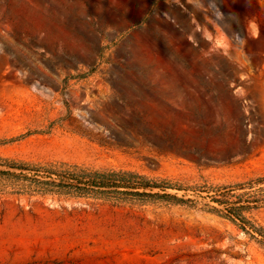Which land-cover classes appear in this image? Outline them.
Segmentation results:
<instances>
[{
  "label": "rangeland",
  "instance_id": "374dc122",
  "mask_svg": "<svg viewBox=\"0 0 264 264\" xmlns=\"http://www.w3.org/2000/svg\"><path fill=\"white\" fill-rule=\"evenodd\" d=\"M0 156L133 170L188 199L0 174V264H264L210 210L256 199L243 212L264 227V0H0Z\"/></svg>",
  "mask_w": 264,
  "mask_h": 264
},
{
  "label": "trees",
  "instance_id": "16d2710c",
  "mask_svg": "<svg viewBox=\"0 0 264 264\" xmlns=\"http://www.w3.org/2000/svg\"><path fill=\"white\" fill-rule=\"evenodd\" d=\"M0 165L9 169H0V174L19 176L25 174L28 182L21 183L20 192L27 193H57L66 195L95 196L114 199L132 198H154L170 200L174 202H187L188 199L180 197L175 193L167 192L171 187L180 189L176 185L165 180L153 179L145 174L133 170L124 169H89L77 164L63 163L62 166H35L17 162L0 156ZM17 168L20 171H10ZM25 172V173H24ZM29 174V175H27ZM264 180L259 177L257 181ZM157 189V190H154ZM225 192L221 191L211 196L212 200L224 204L222 198ZM250 202H257L252 200ZM249 203L227 204L223 209L215 206L211 211L236 223L252 238L264 246V227L251 221L245 213L255 205Z\"/></svg>",
  "mask_w": 264,
  "mask_h": 264
},
{
  "label": "bare ground",
  "instance_id": "6f19581e",
  "mask_svg": "<svg viewBox=\"0 0 264 264\" xmlns=\"http://www.w3.org/2000/svg\"><path fill=\"white\" fill-rule=\"evenodd\" d=\"M34 81V80H33ZM35 83H37L36 81H34Z\"/></svg>",
  "mask_w": 264,
  "mask_h": 264
}]
</instances>
